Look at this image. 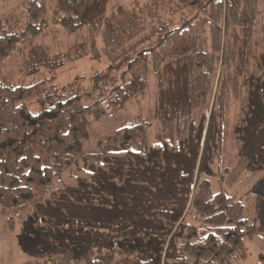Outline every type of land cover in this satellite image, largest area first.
<instances>
[{
    "label": "trees",
    "instance_id": "trees-1",
    "mask_svg": "<svg viewBox=\"0 0 264 264\" xmlns=\"http://www.w3.org/2000/svg\"><path fill=\"white\" fill-rule=\"evenodd\" d=\"M193 1L133 0L108 9L109 0H49L47 17L42 0H27L25 20L15 11L0 17V62L16 53L22 79L86 57L106 64L65 85L55 77L32 85L0 78V222L6 232L15 230L14 218L27 215L31 204L43 200L77 160L87 163L101 161L109 153L147 151L151 111L145 121L121 127L99 142L98 152L83 154L82 149L89 138L88 118L117 114L147 88L150 72L157 73L158 86L153 112H159L168 137L188 130L194 110L213 91L221 118H226L230 96L242 94L249 66L262 69L258 51H264V21L257 19L259 0H209L204 7ZM49 24L70 33L86 28L87 34L53 52L38 41L48 34ZM218 66L220 77L213 89ZM86 82L97 91L87 106L81 101ZM35 148L47 154V165H42ZM223 181L220 174L216 193L206 178L196 182L185 216L199 220L202 227H186L177 258L215 264H240L246 259L245 242L258 232L263 200L256 194L243 202L222 187ZM258 261L264 264V253L258 254ZM23 264L142 261L89 248L83 260L55 256Z\"/></svg>",
    "mask_w": 264,
    "mask_h": 264
},
{
    "label": "rangeland",
    "instance_id": "rangeland-1",
    "mask_svg": "<svg viewBox=\"0 0 264 264\" xmlns=\"http://www.w3.org/2000/svg\"><path fill=\"white\" fill-rule=\"evenodd\" d=\"M42 1L49 17V0ZM132 1L109 0L107 8L114 4L128 5ZM26 2L0 0V17L15 11L25 20ZM208 2L194 0L191 4L198 3L204 7ZM257 14L258 22L264 21V0H259ZM175 18H179V14ZM85 34L86 28L70 33L49 24L48 34L40 36L38 41L50 45L56 52ZM258 55L261 72L253 65L249 66L250 72L242 81V94L230 96L231 105L226 118H221L219 105L213 100V91L194 110L188 130L168 137L162 129L159 112H153L158 95L156 72L149 73L147 88L117 114L101 120L88 118L89 138L83 143V154L98 152L99 142L105 141L121 127L145 121L151 111L147 151L109 153L101 161L87 163L77 160L64 173L60 179L62 182H54L43 200H35L31 204L27 215L21 219L14 218L16 227L13 232H6L3 222H0V264L44 261L55 256L83 260L89 248H101L102 252H113L116 257L135 256L142 264H215L179 259L175 251L188 225L202 227L199 220L185 216L196 182L206 178L212 193H216L220 190V174L224 177L222 187L239 200L251 201L256 194L263 200L257 222L258 232L252 240L245 242L246 259L240 263L260 264L258 254L264 253V51H258ZM19 63L16 53L0 62V78L5 76L14 85H32L55 77L59 84L65 85L77 76L88 77L106 65L86 57L62 69H42L22 79ZM219 69L218 66L213 89L220 77ZM96 95V88L86 82L81 94L82 104H92ZM35 154L41 158L42 165L48 164L45 152L35 148ZM59 182L63 184L61 190H57ZM56 203L63 206L123 205L136 210L139 208L142 220L153 216L146 215L149 211L157 210L161 215L157 230L128 225L124 230L98 233L92 230L95 225L70 221L65 213L62 216L54 214L52 208Z\"/></svg>",
    "mask_w": 264,
    "mask_h": 264
},
{
    "label": "crops",
    "instance_id": "crops-1",
    "mask_svg": "<svg viewBox=\"0 0 264 264\" xmlns=\"http://www.w3.org/2000/svg\"><path fill=\"white\" fill-rule=\"evenodd\" d=\"M60 182H62V180H60ZM60 182L59 184H57V190L62 189L63 184H61ZM70 206H63L62 203H56L53 207L54 209L52 208V210L54 214H61L59 216H62V214L65 213V217H68L70 221L82 224L90 223L92 226L95 225L92 230H96L98 233H100L101 231H103L101 233H108L111 232L110 230L117 231L120 230V228L124 230L128 225L133 228H142V226L148 228L153 227L155 230H157L159 220L158 217L159 215H161L160 212L157 210L153 212L149 211L150 213L146 215L150 214L153 216L147 217L142 220V211L139 208L136 210L130 207L127 208L123 205H117L116 207L112 205H73L72 207ZM79 229L81 230L82 228Z\"/></svg>",
    "mask_w": 264,
    "mask_h": 264
}]
</instances>
